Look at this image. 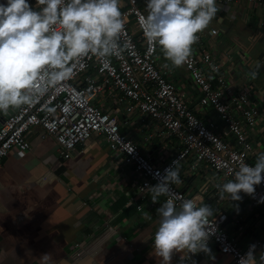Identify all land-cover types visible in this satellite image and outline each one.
Instances as JSON below:
<instances>
[{"label":"crops","instance_id":"1","mask_svg":"<svg viewBox=\"0 0 264 264\" xmlns=\"http://www.w3.org/2000/svg\"><path fill=\"white\" fill-rule=\"evenodd\" d=\"M31 3L35 5V0ZM217 3L220 10L205 29L216 28L219 34L207 46L226 60L222 74L228 84L237 91L248 90L252 103L264 111V4L232 0L222 7ZM158 61L196 114L216 123L224 139L235 145L218 114L199 104L200 92L184 65H172L161 46ZM93 102L118 115L121 132L155 164L168 163L181 147L175 138L159 136L155 120L143 122L139 113L126 114L125 104L116 106L113 95ZM17 108L0 112V126ZM250 138L254 149L249 160L255 164L264 151V117ZM28 140V152L10 154L0 167V264H159L153 238L162 196L153 202L150 189L139 192L145 181L125 158L111 152L103 136L94 135L77 146L68 160L59 156L57 143L42 128H34ZM194 163L187 159L179 165L177 185L198 197L200 204L210 205L212 216L227 214L228 234L244 249L254 244L256 260L264 264L259 259L264 254V210L243 197L231 201L225 194L220 199L217 186L228 179ZM209 247L211 253L175 252L171 264H235L214 244ZM45 253L48 259L42 261ZM182 254L188 256L184 261Z\"/></svg>","mask_w":264,"mask_h":264},{"label":"built area","instance_id":"2","mask_svg":"<svg viewBox=\"0 0 264 264\" xmlns=\"http://www.w3.org/2000/svg\"><path fill=\"white\" fill-rule=\"evenodd\" d=\"M231 1L217 0L222 7ZM250 1L264 4V0ZM120 9L124 20L119 36L121 53L108 58L90 53L80 58L69 79L49 88L35 104L18 106L0 126V167L10 154L31 149L28 135L36 127L55 140L58 154L64 160L70 159L75 148L94 135L103 136L111 152L125 158L143 178L145 183L139 186L141 193L158 183L164 169L178 158L179 165L192 159L195 167L206 166L228 180L234 179L241 164L254 165L249 160L254 149L250 134L264 117V111L252 103L248 90H235L223 76L226 60L217 58L207 46L219 30L211 28L198 33L199 39L192 46V55L184 67L200 92L199 104L218 114L236 146L224 139L216 123H207L196 114L169 72L159 63V45L149 42L144 35L145 0H120ZM111 95L115 97L116 106L125 104L126 114L139 113L143 122L155 120L159 136L179 141L181 147L168 163L155 164L136 142L121 132L118 115L93 102L97 97ZM172 195L177 205L185 198L195 199L197 205L200 204L198 197L188 195L177 184L172 185ZM241 196L252 206L264 210V203H258L264 196V181L256 186L254 195L241 192ZM167 198L162 195V203ZM227 221L225 213L209 217L210 228L217 230L208 244H214L221 254L238 264L249 247L242 248L239 241L228 234ZM255 264H259L257 260Z\"/></svg>","mask_w":264,"mask_h":264},{"label":"clouds","instance_id":"3","mask_svg":"<svg viewBox=\"0 0 264 264\" xmlns=\"http://www.w3.org/2000/svg\"><path fill=\"white\" fill-rule=\"evenodd\" d=\"M145 4L144 35L161 46L174 66L187 63L198 33L220 10L217 0H145ZM123 28L120 0H35V5L30 0H0V112L35 104L49 88L69 79L75 62L90 53L101 58L119 55ZM179 162L180 158L173 160L158 183L148 187L153 202L168 196L157 209L153 238L159 264H171L173 254L184 250L188 256L211 253L208 241L217 230L209 226L213 209L207 203L197 205L195 199L185 198L177 205L172 185L180 182ZM262 181L264 151L254 165L241 164L234 179L217 186L219 198L229 194L231 201L242 200L241 192L254 195ZM258 203H264V196ZM255 248L250 245L238 264H255ZM188 256L182 254L181 261ZM40 259L46 261L48 254ZM259 259L264 261V254Z\"/></svg>","mask_w":264,"mask_h":264},{"label":"water","instance_id":"4","mask_svg":"<svg viewBox=\"0 0 264 264\" xmlns=\"http://www.w3.org/2000/svg\"><path fill=\"white\" fill-rule=\"evenodd\" d=\"M13 112H14V110H11V112L9 113V115L6 118H8Z\"/></svg>","mask_w":264,"mask_h":264}]
</instances>
